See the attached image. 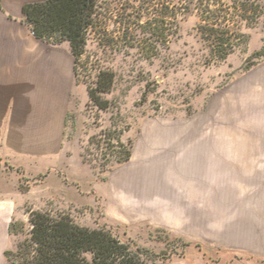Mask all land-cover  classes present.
I'll list each match as a JSON object with an SVG mask.
<instances>
[{"label":"rangeland","instance_id":"obj_1","mask_svg":"<svg viewBox=\"0 0 264 264\" xmlns=\"http://www.w3.org/2000/svg\"><path fill=\"white\" fill-rule=\"evenodd\" d=\"M94 12L75 70L64 144L76 180L68 177L67 192L58 183L53 191L48 171H17L24 204L11 223L9 258L23 262L19 248L31 237L32 212L69 215L91 230L106 228L133 249L145 248L147 264L203 254V222L190 228L177 217L166 227L114 225L101 208L77 206L74 196L84 177L93 187L133 172L132 165L153 148L146 132L163 126L191 128L203 137L228 135L234 144L251 147L250 161L264 162V83L255 72L264 59L253 67L248 61L262 49L254 50L260 40L251 44V38L264 30V0H99ZM102 72L115 76L109 91L98 94L104 109L89 95V88L106 79ZM127 150L140 160L120 164Z\"/></svg>","mask_w":264,"mask_h":264},{"label":"crops","instance_id":"obj_2","mask_svg":"<svg viewBox=\"0 0 264 264\" xmlns=\"http://www.w3.org/2000/svg\"><path fill=\"white\" fill-rule=\"evenodd\" d=\"M46 1L0 0V264H14L7 256L11 223L24 204L17 171L46 170L50 189L58 183L63 192L77 175L64 149L77 86L71 45L36 38L23 13ZM254 38V50L263 48L264 30L251 44ZM255 72L264 83V62ZM145 142L153 148L142 160L132 153L130 163L140 160L133 172L93 187L82 178L75 204L99 207L126 227H166L177 217L188 227L204 223L203 254L151 264H264V162L249 160L251 147L228 135L167 126L147 131Z\"/></svg>","mask_w":264,"mask_h":264},{"label":"trees","instance_id":"obj_3","mask_svg":"<svg viewBox=\"0 0 264 264\" xmlns=\"http://www.w3.org/2000/svg\"><path fill=\"white\" fill-rule=\"evenodd\" d=\"M98 1L48 0L27 5L23 13L36 38L54 45H60L62 41L70 43L77 70ZM262 59L264 47L248 61L253 62V67ZM100 76L106 79L96 89L89 88V95L91 101L104 109L107 103L101 101L98 94L109 91L115 76L111 72H102ZM119 143L124 147L123 142ZM131 159L132 151L127 150L119 163H129ZM29 222L31 237L20 245L19 254L23 262L16 264H147L142 255L148 252L145 248L136 246L133 249L106 228L91 230L74 223L69 215L55 217L50 212H32ZM11 231L13 233V229ZM7 256L11 257L10 251Z\"/></svg>","mask_w":264,"mask_h":264}]
</instances>
